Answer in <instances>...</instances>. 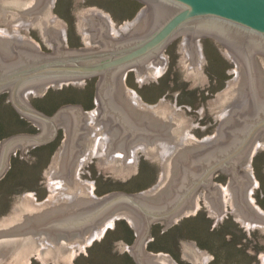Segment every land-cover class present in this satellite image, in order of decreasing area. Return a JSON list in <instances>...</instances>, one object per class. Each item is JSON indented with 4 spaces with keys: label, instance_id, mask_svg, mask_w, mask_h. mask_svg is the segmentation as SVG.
Returning <instances> with one entry per match:
<instances>
[{
    "label": "water",
    "instance_id": "water-1",
    "mask_svg": "<svg viewBox=\"0 0 264 264\" xmlns=\"http://www.w3.org/2000/svg\"><path fill=\"white\" fill-rule=\"evenodd\" d=\"M55 1H0V92L9 88L16 110L41 127L37 133L14 134L0 142V179L18 148L23 158L34 146L54 141L60 123L66 121L65 139L44 173L48 197L37 202L36 192H25L0 218V262L33 264V256H42V262L71 263L87 253V246L104 239L107 230L118 228L116 219L133 216L137 240L131 246L138 264H179L172 255L147 252L152 226L167 221V233L182 213L201 210L198 196H204V187L212 181L208 194L216 227L226 213H236L237 220L254 230L255 224L264 222V211L252 208L249 195L255 193L251 153L255 145L263 150L264 132L256 138L264 131V56L259 54H264V0H144L146 11L119 29L107 12L86 7L76 17L86 44L78 49L62 42L67 22L53 13ZM18 35L40 47L53 39L61 43L55 50L39 49L32 42L12 47ZM181 35L177 53L187 81L196 85L204 81L201 37L221 42L236 64L227 70L236 76L208 100L211 115L220 120L218 128L199 143L191 134L198 124L186 113L165 100L156 105L144 102L125 82L129 70H135L140 87L159 78L169 63L166 47ZM93 77L99 81L97 108L92 111L68 104L50 115L23 96L35 85L71 81L68 86L84 87L86 78ZM247 97V109H239ZM220 129L226 141H210L218 138ZM141 154L162 166L158 183L141 192L97 196L95 182L79 174L98 157L100 173L128 180L137 173ZM219 169L234 173L238 209L226 211L223 190L213 178ZM202 185L206 186L199 189ZM188 249L190 262L210 264L213 256L190 244Z\"/></svg>",
    "mask_w": 264,
    "mask_h": 264
},
{
    "label": "rangeland",
    "instance_id": "rangeland-1",
    "mask_svg": "<svg viewBox=\"0 0 264 264\" xmlns=\"http://www.w3.org/2000/svg\"><path fill=\"white\" fill-rule=\"evenodd\" d=\"M86 7H97L107 12L115 27L119 29L121 25H125L124 21L131 22L136 18L143 3L138 0H83L76 5L74 0H56L53 13L67 24L70 20L73 21L74 34L70 39L69 48L86 47L76 21L78 12ZM2 24L3 18L0 14V27ZM182 40L183 35L166 47L164 52L169 56V63L167 70L159 78L140 87L136 81L135 70H129L125 82L144 102L156 105L160 100H165L186 113L193 123L198 124L191 129V134L203 139L213 135L220 123L219 119L211 115L208 100L215 98L218 92L226 88L228 81L236 76L235 72H227L230 68L235 69L236 64L226 55L225 46L221 42L213 37H201L200 43L205 55L204 81L196 85L184 79L180 72L177 50ZM85 81L87 83L84 87L69 83V86L64 85L63 89H52L51 92L55 90L57 101L51 104L52 108L45 109L49 112L47 114L51 115L59 106L68 104L81 105L84 111L96 109L95 96L99 78H86ZM30 100L34 107H46L47 100L41 102L38 97H31ZM1 105L0 103V142L14 134H33L40 131L37 129L38 125L22 117L13 104L6 102V109ZM64 139L63 131L50 148L36 151L33 147L23 158L20 148L17 149L16 155L12 154L11 167L0 179V218L11 212L21 194L25 192H36L37 202H42L48 197L49 189L44 180V173ZM254 150L252 161L255 193L249 195L252 208L264 211V149L261 152L259 145H255ZM98 160V157L91 158L79 172L83 180L95 182L93 191L97 196L114 191L137 193L147 190L158 183L162 172L160 161L150 160L141 154L137 173L128 180H123L100 173L96 165ZM215 183L223 190L226 211L238 209L233 176L219 172L215 174ZM198 208L201 210L191 209L182 213L171 223L167 233V221L153 224L154 236L147 252L172 255L175 263L179 264H196L190 262V244L213 256L210 264H264V222L255 224L254 230L237 220L236 213H226L220 225L216 227L217 218L211 212L207 187H204V196H198ZM115 223H118V228L107 230L104 239L87 246L86 254L71 263L61 259V264H137L131 246L137 240L134 217L118 218ZM33 264L56 262H42V256H33Z\"/></svg>",
    "mask_w": 264,
    "mask_h": 264
},
{
    "label": "flooded vegetation",
    "instance_id": "flooded-vegetation-1",
    "mask_svg": "<svg viewBox=\"0 0 264 264\" xmlns=\"http://www.w3.org/2000/svg\"><path fill=\"white\" fill-rule=\"evenodd\" d=\"M1 1V0H0ZM138 1H140L141 3H143V7L141 8V12H145L146 11V8L148 7V4H147V2L146 1H144V0H138ZM52 5V4H51ZM140 12V13H141ZM70 20V17H68V21ZM72 26V27H71ZM66 29H68V32H66V34H65V36L63 37V41L62 42H64V46L66 45V46H70V44H71V41H70V39L72 38V36H73V34H74V32H73V21L72 20H70L69 22H68V24H67V26H66ZM2 36H4V35H2ZM19 37H18V39L16 40V41H14L12 44H11V46L13 47V44H17L18 46H23V45H25V46H27V45H29V43L30 42H32V41H30L29 39H27V38H25V37H23L22 35H18ZM85 36H86V34H85ZM4 37H6V36H4ZM21 37H23V38H25V39H21ZM11 40H13V39H11ZM61 39H53V40H51V41H43V44H41V47L39 46V44L37 43V42H32L33 44L32 45H35L37 48H39V49H47V50H55V47L57 46V45H59L61 42ZM259 54H261L262 56H264V54H262V53H259ZM126 75V76H125ZM124 76L125 77H127V73L125 74ZM95 78H99V77H95ZM67 82H71V81H62V82H52V83H48V84H43V85H41V84H39V85H35V86H33V87H29V88H27L24 92H23V96L26 98V100L31 104L32 103V101L30 100H28V99H31V97H38L40 100H41V102H43V101H45V100H47L46 102H45V105H46V107H48V108H46V107H40V106H35L37 109H41V110H43V111H45L46 113H49L48 112V110H45V109H49V108H52L53 106V103H56V98L57 97H55L54 95H55V90H53L52 92H51V90L52 89H63L64 88V85H68V83ZM52 93H54V94H52ZM51 94H52V97H51ZM56 100V101H55ZM6 102L7 103H11V105H12V102H11V99H10V89L8 88V89H5V90H2L1 92H0V103L3 105V109H6ZM48 102V103H47ZM243 102L245 103V105H243V103H241L240 104V106H239V109H247V107H248V103H249V98L247 97L245 100H243ZM52 104V105H51ZM247 104V105H246ZM1 105V106H2ZM31 105H33V103L31 104ZM235 105H236V102H234V107H235ZM34 106V105H33ZM14 107V106H13ZM60 107V106H59ZM58 107V108H59ZM2 108V107H1ZM15 108V107H14ZM57 108V109H58ZM16 109V108H15ZM56 109V110H57ZM228 109H232V107H230V108H228ZM55 110V111H56ZM54 111V112H55ZM53 112V113H54ZM244 112V111H243ZM87 113V116L84 118L85 120H86V123H89L90 122V119H89V117H90V115H89V113L88 112H86ZM235 114H237V113H235ZM22 115V114H21ZM22 117H25V118H27L28 120H30L31 122H33V124L35 125V123H37L36 121H34L33 119H31V118H29V117H27V116H23L22 115ZM65 123H66V121L64 120V121H62L61 123H60V130H59V133H58V136L56 137V139L54 140V141H52V142H50V143H48L49 145H53V144H55V142L57 141V139H59V137L63 134V131L65 130ZM40 126H37V129H38V131L40 130ZM82 128V127H81ZM222 131V133H220L221 131ZM219 130V132H218V138L217 139H213V140H210V141H214V140H216V141H226V138H222V136H223V132H224V129H220ZM264 131H262L260 134H259V136L256 138V140L260 137V135H263L262 133H263ZM204 139V138H203ZM255 140V141H256ZM202 141V139H200V140H196L195 142H197V143H199V142H201ZM260 141H262V142H260V145H262L263 146V148L262 149H264V136H263V139H261ZM78 143L76 142V144H75V147H76V145H77ZM44 145H47V144H44ZM40 146H43V145H38V146H34V149H36L37 147H40ZM50 147V146H49ZM254 152H255V150H254ZM253 152V153H254ZM249 153V151L247 152V154ZM246 153L245 154H243L241 157H240V159L243 157V156H245V155H247ZM252 154V153H251ZM116 156H118V155H116ZM238 168H239V173H240V171H241V168H240V166H239V164H238ZM220 171H225L226 173H229L230 174V176H233V178L235 179V176H234V173H233V171L232 170H230V169H219L218 171H216L215 172V174H217L218 172H220ZM215 174L213 175V178H214V176H215ZM213 178H212V180H213ZM213 181H212V183L211 184H209V185H207V188H209V189H211V187H213ZM204 186H206V185H202L199 189H201L202 187H204ZM199 189H198V191H199ZM197 191V192H198ZM197 192H196V194H197ZM195 194V195H196ZM193 200V199H192ZM148 245H149V243H148ZM134 256V255H133ZM134 258H135V256H134ZM135 260H136V258H135ZM136 263L138 264V262H137V260H136Z\"/></svg>",
    "mask_w": 264,
    "mask_h": 264
},
{
    "label": "trees",
    "instance_id": "trees-1",
    "mask_svg": "<svg viewBox=\"0 0 264 264\" xmlns=\"http://www.w3.org/2000/svg\"><path fill=\"white\" fill-rule=\"evenodd\" d=\"M49 146H52V145H49V144H47V145H43V146L37 147L35 150H36V151H39V150L47 149V148H50ZM35 150H34V151H35Z\"/></svg>",
    "mask_w": 264,
    "mask_h": 264
},
{
    "label": "bare ground",
    "instance_id": "bare-ground-1",
    "mask_svg": "<svg viewBox=\"0 0 264 264\" xmlns=\"http://www.w3.org/2000/svg\"><path fill=\"white\" fill-rule=\"evenodd\" d=\"M234 185H235V184H234ZM234 185H233V186H234ZM230 189H231V188H230ZM234 189H235V186H234ZM235 191H236V190H235ZM234 193H235V192H234Z\"/></svg>",
    "mask_w": 264,
    "mask_h": 264
}]
</instances>
